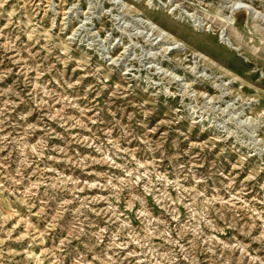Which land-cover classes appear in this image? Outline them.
Masks as SVG:
<instances>
[{
	"label": "rangeland",
	"instance_id": "obj_1",
	"mask_svg": "<svg viewBox=\"0 0 264 264\" xmlns=\"http://www.w3.org/2000/svg\"><path fill=\"white\" fill-rule=\"evenodd\" d=\"M0 264H264V0H0Z\"/></svg>",
	"mask_w": 264,
	"mask_h": 264
},
{
	"label": "bare ground",
	"instance_id": "obj_2",
	"mask_svg": "<svg viewBox=\"0 0 264 264\" xmlns=\"http://www.w3.org/2000/svg\"><path fill=\"white\" fill-rule=\"evenodd\" d=\"M235 4L237 3V2H234ZM240 3H242L241 1H240ZM247 7H248V5H247ZM248 8H250V7H248ZM168 34H170V33H168ZM166 35V34H165ZM164 35V36H165ZM168 36V35H167ZM171 38H174V36L173 35H169ZM176 40V39H175ZM200 56V55H199ZM203 56V58L204 59H207L208 60V57L206 56V55H202Z\"/></svg>",
	"mask_w": 264,
	"mask_h": 264
}]
</instances>
